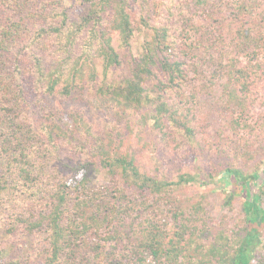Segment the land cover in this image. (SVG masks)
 <instances>
[{
    "label": "rangeland",
    "instance_id": "374dc122",
    "mask_svg": "<svg viewBox=\"0 0 264 264\" xmlns=\"http://www.w3.org/2000/svg\"><path fill=\"white\" fill-rule=\"evenodd\" d=\"M42 1L26 0L22 13H26L27 8L26 14L31 16ZM60 3L66 13L63 31L90 10L101 12L99 0L92 3L60 0ZM125 3L132 35L125 43L118 31L108 32L119 64L104 67V59L99 54L102 39L97 38L77 64L85 59L82 76L75 73V80L68 82L60 78L52 93L46 91L45 85L35 83L32 55L41 56L47 68L56 65L58 59L67 61L68 65L75 63L86 49L92 22L80 31L68 51L61 50L59 40L51 34L35 41L27 47V52L23 49L20 63L9 62L14 70V65L21 67L20 71H15V76L16 83L22 86V101L17 97L7 101L5 98L11 97L10 93H0V106L4 110L12 107L11 115L19 120L11 130L0 128V264H46L49 249V231L46 230L49 220L46 218L56 203L54 195L63 189L68 207L72 206L74 197H88L87 192L104 187L123 189L137 202L136 207L139 204L143 207L145 201L152 206L160 205L163 212L159 211L158 216L162 218L164 214L162 219L169 234L174 229L172 211L180 208L188 215L193 213L195 203L200 202L209 215L208 220L217 224L211 228L210 235L208 232L210 239L219 225L231 233L239 231L238 226H245V190L237 182L222 180L224 168L239 169L244 175L258 172L255 185L250 183L248 188L259 191L264 204V131L260 129V126L264 129V79L253 74L256 62L264 64V48L236 51L230 50L228 45L226 51H207L204 44V32L218 24L225 44H230L231 38L236 36L238 24L263 34L264 0H125ZM249 4L247 11L242 10ZM13 7L19 9L16 5ZM6 10L11 17L18 15L11 8ZM48 11L47 7L37 13L47 17ZM37 13L33 20L39 25ZM111 14V8H105L101 12L103 26L95 30L105 28ZM163 29L168 47V51H163L186 61V76L179 82V88L164 95L156 85V76L152 75L143 81L142 95L155 99L163 94L169 104L183 106L185 101L191 105L190 112L185 110L186 121L195 131L191 139L170 130L171 120L168 122L166 118L161 121L166 126L162 127L166 134L162 133L155 126L154 107L145 103L146 99L139 107L124 108L105 92L104 86L125 83L146 44L158 39ZM231 61L248 75L253 99L247 101L245 110L227 95V71ZM157 75L162 77L161 72ZM65 87L68 92L64 91ZM22 104L26 107L22 108ZM28 130L32 136L29 145L25 141ZM108 142L110 146L102 154L100 146ZM21 144L28 149L22 152ZM120 156L131 158L142 174L173 182L175 187L168 190L170 195L158 198L137 187L130 170L123 175L121 168L111 170L101 162L105 158L113 163ZM22 167L27 169L32 181L20 170ZM180 175L193 178L177 183ZM147 211L153 214L151 207ZM41 215L45 221L35 226ZM65 219L61 217V223ZM260 231L252 254L254 260L259 258L264 264V225ZM94 240L87 233L78 241L74 264H96ZM66 252L62 253L63 261L59 264H65ZM99 260L101 263L109 259L101 256Z\"/></svg>",
    "mask_w": 264,
    "mask_h": 264
},
{
    "label": "trees",
    "instance_id": "16d2710c",
    "mask_svg": "<svg viewBox=\"0 0 264 264\" xmlns=\"http://www.w3.org/2000/svg\"><path fill=\"white\" fill-rule=\"evenodd\" d=\"M85 1L94 2V0ZM25 2L26 0H0V93L5 95L10 93L11 95L5 100H15L17 97L19 102L22 101V86L20 82L16 83L15 76V71H20L21 67L19 64L14 65V67L16 66L14 70L9 62L20 63L23 49L27 52L29 50L27 47L36 43L35 41L38 39L50 37L51 34L57 37L60 49L65 52L74 45L80 31L87 28L90 22L93 24V29H89V35L85 41L86 49L75 60V63L68 65L66 64L67 61L58 59L56 65H49L47 68L44 66L41 56L32 55L35 83L45 85L47 92L52 93L55 85L62 77L68 82L73 79L75 73L78 77L82 76L85 59L81 60L79 66L77 64L81 56L87 54V48L93 46V42L97 38L102 39L99 54L104 59V67L108 68L119 64L118 56L113 50L108 32L110 30L118 31L125 43L132 35L133 29L130 25L125 0H99L101 2V12L107 7L112 10L105 28L98 27L95 30V27L103 26L101 24L103 16L101 12L97 13L92 9L86 16H82L79 21L71 22L66 31H63L66 13L60 0L42 1L34 9L31 16L30 13L26 14L29 12L27 8L24 9L26 13L21 11ZM55 3L56 6L53 7ZM7 5L9 7H6ZM13 5L18 6L19 9L14 8ZM249 6L251 5L243 6L242 10L247 11ZM47 7L50 9L47 17L37 13L39 10H46ZM7 8H11L18 15L13 14L11 17V14H7ZM34 13H37L39 25H37L36 20H33ZM145 25L150 26L148 23H145ZM163 30L158 39L146 44L145 51L132 66L131 75L125 80V83L123 85L104 86L106 87L105 92H108L111 99L124 108L139 107L141 102L146 99L145 103L154 107L156 112L154 115L155 126L162 133L166 134L162 130L164 124L161 123L162 119L166 118L168 122L171 120L170 130L191 139L195 131L188 125L185 113V110L191 111V105L185 101L184 103L180 101L183 106L174 103L169 104L164 97L173 88H179V82L183 81L186 76V61L173 58L171 54L164 53L165 50L168 51V47L164 42L166 33L165 29ZM220 31L221 27L218 24L213 25L204 32L206 35L204 44H206L205 49L207 51L211 49L226 51L228 45L230 50L236 51H243L246 48L252 50L264 48V33H256V30L254 31L252 27L238 24L236 36L231 38L230 44L224 43ZM173 50L175 52V49ZM250 69L249 67L248 70ZM253 69V74L259 75L257 78L264 79L263 63L256 62ZM158 72H161L162 77H158ZM227 72L229 80L227 95L229 100H237L241 109L245 110L247 101L253 99L252 89L248 85V75L243 69L236 68V64L232 61ZM152 75L156 76V85L164 94H159L155 99L150 96L143 97L142 95L144 92L143 81ZM102 90L104 91V89ZM64 91L68 92L67 87L64 88ZM23 107H26V105L22 104ZM181 108L184 110L182 111ZM11 112L12 107H7L4 110L0 106V128L11 130L13 126L19 124V120L12 116ZM260 129L264 131L263 126H260ZM51 131L52 128L50 127V137ZM8 133L10 134V132ZM27 133L25 141L27 140L26 144L29 145L32 136L29 134L30 130ZM11 141L6 140V143H12ZM109 146V142L100 146L102 154L107 152ZM27 149L24 144H21L22 152ZM101 162L111 170L117 167L121 168L123 175L127 169L130 170L136 186L148 190L158 198L162 195L169 196L168 190H173L175 187L173 182L140 173L133 165V160L131 158L127 159L126 156L115 158L113 163L105 160V158H102ZM20 170L25 173L26 178L31 179L30 181L33 180L30 175L28 176L29 173L26 168L22 167ZM258 177V172L244 175L239 169L232 167L223 169L222 180L229 179L237 182L245 190L243 199L245 226L243 228L238 226L237 230L239 231L231 233L225 231L224 228L222 229L223 225L218 224L220 228L213 233L211 239L208 237L212 233L211 228L217 224L208 220L209 215H207L200 202L195 203L193 213L188 215H185L184 210L180 208L172 211L174 229L169 234V230L164 225L165 221L162 219L164 214L162 218L158 216L159 211H161L160 205L155 204L152 206L151 203L145 201L143 207L140 204L136 207L137 202L128 196L123 189L104 187L100 191L87 192V194L89 193L88 197H74L71 200L73 203L71 207L66 205L68 203L65 201L63 189L60 194L56 192L54 195L56 203L53 205L49 217L46 218L49 220L46 228L49 231V249L45 262L46 264L62 263L63 260L61 261L60 258L63 256L62 253L67 250V254L64 255L67 260H64V262L65 264H74L75 253L79 250L78 241L83 240V237L90 233L95 239L93 258L97 260H95L96 264H263V261L259 258L254 260L255 256L252 253L253 247L261 235V227L264 225V204L260 192L250 191V188H248L250 183L255 185ZM192 178L191 176L180 175L177 183L192 180ZM64 185L66 186V183ZM64 204L66 206H63ZM68 205L70 206V204ZM61 207L70 208V210ZM148 207H151L152 215L147 211ZM64 212L65 215H62ZM41 216L34 223L35 226H39L45 221L43 215ZM61 217L66 218L63 223H61ZM32 223L30 224L32 225ZM240 232L242 233L240 234ZM101 256L109 260L100 263L99 258Z\"/></svg>",
    "mask_w": 264,
    "mask_h": 264
}]
</instances>
